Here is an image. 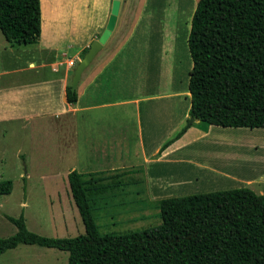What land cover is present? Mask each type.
<instances>
[{"label":"crops","instance_id":"obj_1","mask_svg":"<svg viewBox=\"0 0 264 264\" xmlns=\"http://www.w3.org/2000/svg\"><path fill=\"white\" fill-rule=\"evenodd\" d=\"M188 1L192 22L199 0ZM112 2L41 0L42 35L33 44H11L0 28V164L19 174L29 162L40 170L27 179L37 176L42 184L62 180L69 200L68 175L74 170L107 181L125 174L139 177L148 200L171 198L175 185L203 175L226 183L237 179L232 167L239 163L231 153L239 145L231 139V144L217 146L223 142L212 138L216 126L194 121L177 138L190 122L191 24L173 43L174 35L162 17H154L150 0H122L112 38L84 71L78 100L68 101L76 66L106 28ZM179 2L174 0L171 8ZM124 115L135 119L139 161H113L109 167L94 163L92 148L98 145V158L110 160ZM98 135L103 139L98 141ZM250 148L242 146V153ZM247 183L264 186V174Z\"/></svg>","mask_w":264,"mask_h":264},{"label":"trees","instance_id":"obj_2","mask_svg":"<svg viewBox=\"0 0 264 264\" xmlns=\"http://www.w3.org/2000/svg\"><path fill=\"white\" fill-rule=\"evenodd\" d=\"M0 28L11 44L37 43L41 0H0ZM188 46L190 119L206 128H264V0H199ZM67 99L76 102L78 91L67 87ZM84 177L68 175L85 234L47 237L30 231L23 214L8 217L17 232L0 238V255L37 245L69 253L68 264H264V194L237 188L161 199L159 226L102 235L92 202L112 186L106 177ZM13 188L0 181V195Z\"/></svg>","mask_w":264,"mask_h":264},{"label":"rangeland","instance_id":"obj_3","mask_svg":"<svg viewBox=\"0 0 264 264\" xmlns=\"http://www.w3.org/2000/svg\"><path fill=\"white\" fill-rule=\"evenodd\" d=\"M150 1L154 3V9H152L155 12L154 17H157V20L162 17L167 30L174 35L172 36L173 43L175 42L174 37H178V35L182 37L187 33L188 25L191 24V14L188 15L192 11L190 1L179 0L177 8H171L174 5V0ZM51 14L52 10L49 9L48 15ZM180 42L182 43L181 40ZM168 46L170 47V45ZM98 123L101 124V121ZM118 123L119 121L117 122V130L119 128ZM214 129L219 131L218 133L217 131L214 132L212 138L214 140L221 138L222 141H219L223 142L222 145L217 146L231 144V139H234L235 147L239 145L231 153L232 161L241 165L232 167L234 172L239 174V177L228 183L208 175H203L199 181L189 179L191 182L175 185L177 191L172 193L173 195L170 197H183L237 188L254 189L257 194H262L264 191L262 185L259 187L248 186L247 183L249 180L256 181L260 174H264V128L216 126ZM96 139L99 141V139H103V136L98 135ZM116 139V144L111 146V157L107 162L98 158L101 154L96 150L102 148L100 145L92 148L94 151L91 156L95 159L94 163H103L102 167H109L113 161L116 164L137 163L139 161L136 123L130 115H124L121 122V135L117 136ZM246 145L251 146V148L242 153L241 147ZM30 166L31 164L27 162V164H23L19 174L16 171V174H13L11 168L0 164V181H14L12 193L0 195V238L10 237L17 232L16 226L9 221L8 217L19 218L22 214L28 229L43 236L63 238L85 234V227L79 211L73 198L68 199L66 186L64 187L62 184L63 181L57 182L58 184H42L38 182L37 176L27 179L28 173L35 175L40 170ZM20 174L24 176L20 178ZM61 179L63 178L61 177ZM88 179V176L84 177V180ZM107 182L112 188L107 189L105 194L100 195L95 202H92L93 215L102 235L128 234L152 229L161 224V211L158 205L160 200L147 199L142 193L145 187L139 182V177L134 178L132 175L125 174L109 179ZM68 260L69 253L65 251L37 245H20L16 249L8 250L0 255V264H68Z\"/></svg>","mask_w":264,"mask_h":264},{"label":"water","instance_id":"obj_4","mask_svg":"<svg viewBox=\"0 0 264 264\" xmlns=\"http://www.w3.org/2000/svg\"><path fill=\"white\" fill-rule=\"evenodd\" d=\"M121 5H122V0H113L111 14L108 23L106 25V28L104 29L100 37L91 43L88 52L82 57V59L78 62L76 66L72 80V85H71L72 91L77 90L84 71L89 67V65L94 61L96 56L100 53V51H102L104 46L112 38L118 24ZM194 121H195L194 119H190V123H193Z\"/></svg>","mask_w":264,"mask_h":264}]
</instances>
